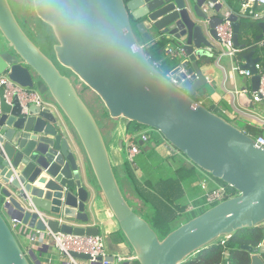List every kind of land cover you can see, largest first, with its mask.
I'll list each match as a JSON object with an SVG mask.
<instances>
[{"label":"water","instance_id":"95a60500","mask_svg":"<svg viewBox=\"0 0 264 264\" xmlns=\"http://www.w3.org/2000/svg\"><path fill=\"white\" fill-rule=\"evenodd\" d=\"M31 4L35 17L51 30L53 58L28 38L8 0H0V76L50 99L59 116L34 105L21 114L16 100L11 106L1 101L0 264H33L35 259L33 251L22 249L8 223L29 231L97 236L98 229L87 225L86 204L94 191L104 200L137 264H183L222 238L264 226V148L193 98L194 91L207 83L204 71L213 57L208 50L218 42L215 28L224 19L223 6L231 10L225 0H31ZM228 20L239 47L236 14ZM259 26L257 40L264 36V23ZM158 41L173 50L172 55L164 50L168 75L145 54ZM249 49L241 69L249 71L256 92L260 75L254 65L260 58L253 54L260 48L253 44ZM65 72L99 100L108 118L124 121L125 127L134 123L155 131L171 154L177 152L237 194L159 239L126 202L102 133ZM60 117L74 132L81 165L63 138ZM136 141L148 151L140 139ZM119 146L123 148V140ZM241 249L248 253L249 264H264V233L258 247ZM108 262L115 264L110 256Z\"/></svg>","mask_w":264,"mask_h":264},{"label":"crops","instance_id":"0c3cea01","mask_svg":"<svg viewBox=\"0 0 264 264\" xmlns=\"http://www.w3.org/2000/svg\"><path fill=\"white\" fill-rule=\"evenodd\" d=\"M218 2L222 3V0H218ZM225 2L227 7H230L231 10H228L223 6V14L229 12L230 14L234 13L237 16V23L239 24V32L237 35V42L239 44V47L237 48L240 49V52L238 53L239 56L236 58L234 57V59L231 60L226 57L219 58L217 43H213L214 50H208V52L213 54L211 64L210 67H207L204 71L207 83L202 89L200 88L194 91L193 98L196 101L202 103L208 109L212 110V112L231 122L234 126L240 128L242 131L246 132L250 129V131L255 134V137H264V124H260L252 118L246 116V114L251 113L255 117L264 118V102L253 103L251 101V77L241 75L238 71L234 70V68L241 69V67L246 64L244 56L247 55V53L244 52L248 50L247 46L249 44V46L258 44L259 40L256 38L262 33L259 24L264 23V6L253 4L249 6V8L243 9L239 0L237 2L238 4L234 0H225ZM166 48L167 46H165L164 50H166ZM261 51H264V48H261L260 52ZM258 57L259 54H253V58L258 59ZM262 59H264V56H262ZM217 60L218 65H216ZM258 63L262 66V68H264V63L262 60H259ZM157 64H159L161 67L160 63ZM240 93L243 95L239 96ZM42 100L51 111H55L54 113H56V110L50 99L47 97H42ZM57 113L56 115L59 116ZM59 128L63 134V138L68 141L70 148H72L77 155L78 164L81 165V159L83 158L82 152L80 151L79 146H77L72 128L63 117H60L59 119ZM151 135L155 142L158 143V146L165 145L166 151L171 153L170 150H167V145L157 133L151 132ZM124 136L125 138L123 139L125 141L127 135L124 133L123 137ZM119 139L120 138H117L115 142H112L113 163L119 167L120 176L123 178V163L125 157L123 148L120 149L119 146V141L122 139ZM107 148L109 152L108 145ZM172 155H176L178 158L177 164L180 163L179 166L176 165L177 179L176 192L174 194V197L176 198V205L186 208V212L205 207L203 204L204 194L199 187V183L201 180L206 179V181H209L208 187L211 188L210 184H213L214 182L216 183V181H213V179L210 177L209 178L211 180L203 176L196 167H194L177 152L171 154V156ZM110 160L112 163L111 157ZM198 176L200 179L196 181ZM88 186H91V184ZM126 193L128 195L129 201L133 202V204H136L138 199H133L135 196L132 195V193L129 191V188ZM86 206L89 216V222L87 225L98 229L99 235L104 239L105 249L108 256H119L122 258L121 262H115V264H123L125 262L128 264H134L133 254L130 247L126 243L123 236L119 233V228L116 221L111 216L104 200L99 197L97 192L94 191L92 193L91 198ZM20 231L21 233L18 234V236L20 237L19 241L21 244H19L25 252H28L31 250L32 246L29 245L27 237L29 232L32 230L29 231L25 228H21ZM33 252L35 255V259L32 260L33 264H44L48 260H50V262L53 264H62L63 262V258H61L59 255L55 256V254L51 252V248H47L46 253H41L38 250ZM42 259L44 260L43 262H41ZM56 260H58V262Z\"/></svg>","mask_w":264,"mask_h":264},{"label":"trees","instance_id":"16d2710c","mask_svg":"<svg viewBox=\"0 0 264 264\" xmlns=\"http://www.w3.org/2000/svg\"><path fill=\"white\" fill-rule=\"evenodd\" d=\"M234 1L236 3L238 2V0ZM39 23L42 22L39 21ZM44 26L50 29L47 25L44 24ZM44 36L48 41L51 39L47 34H44ZM51 37L52 39H54L52 33ZM249 45L247 46L248 50H246V52L244 53H248L251 50L249 49ZM165 46V41H158L154 46L145 51L146 57L150 63L161 64V67H158V70H160L163 74H165V71H169V63L166 60L164 52ZM259 51L260 50H255L254 53L259 54V58L261 57L260 60H262L264 63V59H262V56H264V51H261V54L259 53ZM237 56H239V54H237L235 58ZM210 111L212 112V110ZM126 128V137L128 138L131 137L133 133L141 131L140 129L145 127L132 123ZM245 133L250 135L251 137H255V134L251 132L250 129ZM156 146H158V143L154 144V146H150L148 151L146 152L141 148L140 154L137 156L138 158L136 157L131 165H129V163L124 160L123 180L124 178L126 179V181L128 180L127 182H129L128 184L130 186L128 187L129 191L132 193V195H134L138 200L142 202L143 206H146L148 208V213L145 214L144 217L143 215H140V217L142 216L141 218H143L149 224V226L152 228V230H154L159 239H163L166 235L177 229L180 225L204 213L211 206H208V208L203 207L197 210L186 212V208H182L176 205V198L174 197V194L176 192V179H174L176 177V169L174 171L175 176L171 178L170 181H167V179L164 178L158 179L157 181H150L146 178L150 173L148 171V169L150 168L148 165L151 164V162L154 164V159H157L156 153L154 152V148ZM173 156L175 157V155ZM173 156H171V158H174ZM141 158L145 161H142ZM168 158L171 159L170 156L165 159ZM154 165L155 166L152 167V170H156L158 167L157 164ZM171 167H169L168 169L171 170ZM136 171L140 172L141 181L136 178L134 174ZM199 179L200 178L198 176L196 178V181ZM213 181H216L217 183H219V185L225 187L226 199L237 194L232 188H229L223 183L214 179ZM203 204L205 205L204 197ZM119 233L121 234L120 230ZM263 233L264 226L242 230L226 239L223 245H220V240H218L208 248L192 256L183 264H223L226 262H229L231 264H249V255L246 251L242 250L241 247H258L262 241ZM134 264L137 263L134 261Z\"/></svg>","mask_w":264,"mask_h":264},{"label":"built area","instance_id":"2783aa9c","mask_svg":"<svg viewBox=\"0 0 264 264\" xmlns=\"http://www.w3.org/2000/svg\"><path fill=\"white\" fill-rule=\"evenodd\" d=\"M239 2L243 9L249 8V6L253 4L264 6V0H239ZM223 15L224 19L222 23L215 28V33L218 39L217 47L219 51V58L226 57L231 60L234 59V57L240 52V49L234 45V31L232 23L228 20L231 14L226 12ZM257 46L259 48H264V36L258 41ZM166 52L168 55L173 54V50L169 46H167ZM216 65H218V60L216 61ZM155 66L157 68L160 67L159 64H155ZM254 68L260 75V81L257 91L251 93V101L253 103H260L264 102V72L262 66L259 63H256ZM234 70L238 71L241 75L251 77L249 71L242 70L240 68H234ZM172 82L174 83V80H172ZM242 93H240L239 96H242ZM14 100H16L19 104L21 114H27L29 106L33 105L39 106L41 108H47L42 100V96H40L35 90L22 88L11 82L7 76H0V108L1 101H3L6 105L11 106ZM246 116L252 118L260 124H264V118L255 117L251 113L246 114ZM151 132L155 131H137L133 133L127 141L125 140V142H127L126 145L123 142L124 157L127 163L132 164L135 158L140 154L141 147L137 144L136 139H140L144 146L150 147L151 145L156 144ZM253 139L258 146L264 148V137L256 136ZM208 184L209 181H206V179L201 180L199 183V187L204 194L203 197L205 206H213L226 199V189L224 186L219 185L217 188L209 189ZM21 228L22 227L11 223L12 232L14 229H16L19 233H21ZM27 238L29 245L32 246L31 250L33 251L39 250L43 247L51 249L54 248L59 253L60 257L63 258L62 264H109V256L106 253L105 242L103 237L99 234L97 236H76L73 234H63L60 232L54 234L49 230H46L45 232L33 230L29 232ZM226 239L228 238L225 237L220 239V245H223ZM71 254L83 255L88 257V259L76 260L71 257ZM113 258L114 262L122 261V258L119 256ZM44 264L53 263L48 260ZM223 264L231 263L226 262Z\"/></svg>","mask_w":264,"mask_h":264},{"label":"rangeland","instance_id":"374dc122","mask_svg":"<svg viewBox=\"0 0 264 264\" xmlns=\"http://www.w3.org/2000/svg\"><path fill=\"white\" fill-rule=\"evenodd\" d=\"M8 3L10 5V8H11L18 24L20 25L22 30L25 32V34L28 36V38L46 56L53 58L52 47L55 45V43H54L55 41L51 37L50 29H48L46 26H44V24L39 23V21L35 17L34 12L32 10L31 0H8ZM44 34H47L48 36H50L51 39L48 41L47 38L44 36ZM259 50H261V48ZM259 53L261 54L260 51H259ZM169 68H170V66H169ZM168 73L169 72L165 71L166 75H168ZM65 74L67 76H71L69 73L65 72ZM71 82H72L73 86L75 87L79 97L81 98V100L84 102V104L86 105V107L88 108V110L90 111L92 116L94 117V119H95L101 133H102V136L104 138L106 146L107 145L109 146V153H110V157L112 158L113 171L115 173V176L117 178L120 190H121L126 202L128 203V205L130 206V208L132 209V211L134 213H136L139 216L143 215V217H144L145 214L148 213V208L146 206H143V204L140 200H137L136 204H133V202L129 201L128 195L126 193V191L128 190V187H130L128 184L129 182H127L128 180L126 181L125 178L123 180V178L120 176L119 167H117L116 164L113 163L112 142H115L117 140V138H120L124 141L123 138H125V136L123 137V135H124V133L127 134L126 133L127 128H125L124 122L120 119L113 120V119L108 118L107 114L104 111L102 104L99 102V100L92 93H90L88 90L84 89L83 85L73 76H71ZM140 130L141 131L142 130L148 131L151 129L141 128ZM128 138L126 137V141L128 140ZM124 143H125V145L127 144V142H125V141H124ZM110 145H111V147H110ZM154 149H155L154 152L156 153L157 159L155 158L153 162H154V164H157L158 167L156 170H152V167H154L155 165L151 162V164L148 165L150 167L148 169V171L150 173L147 175L146 178L149 179L150 181H157L158 179H162V178L167 179V181H170V179L175 176L174 171L176 169V165L177 166L180 165V163L177 164L178 158L176 157V155H175V157L172 155L174 158H171V153L169 151H166L165 145L156 146ZM155 153H154V157H155ZM169 156L171 159H169V158L165 159ZM142 161H145V160L142 159ZM129 165H131V164H129ZM169 167H171L172 171L170 169H168ZM199 172L203 176L209 178L208 175L204 174L200 170H199ZM134 174H135L136 178H138V180L141 181L140 172L136 171ZM88 176H89L90 180L93 182V178H92V175L90 174L89 170H88ZM174 179H177V178L175 177ZM209 180H210V178H209ZM85 181H86L87 185H89L88 179L86 177H85ZM93 184H94V182H93ZM127 184H128V186H127ZM210 185H211V188L213 189V188H217L219 186V183L214 182L213 184H210ZM159 196H160V194H159ZM133 199L135 200L136 197ZM131 201H132V199H131ZM204 208H208V205H206ZM8 224L11 228V223H8ZM13 232H14V236L16 238H18L17 240L20 243V241H19L20 237L18 236V234H20V233L16 229H14ZM51 252H53L55 254V256L59 255V253L54 248L51 249ZM43 261L44 260L42 259L41 262H43ZM56 261L58 262V260H56Z\"/></svg>","mask_w":264,"mask_h":264}]
</instances>
